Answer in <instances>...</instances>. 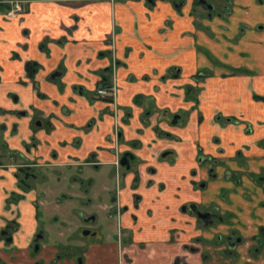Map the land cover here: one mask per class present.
Returning a JSON list of instances; mask_svg holds the SVG:
<instances>
[{
  "label": "crops",
  "instance_id": "crops-1",
  "mask_svg": "<svg viewBox=\"0 0 264 264\" xmlns=\"http://www.w3.org/2000/svg\"><path fill=\"white\" fill-rule=\"evenodd\" d=\"M22 1L28 12L12 20L0 7V145L39 164L45 179L9 207L17 179L0 166V232L19 223L9 264H32L29 250L42 222L49 238L43 250H50L76 244L82 200L110 208L116 148L135 156L140 178L134 189L129 173L119 193L132 238V261L122 264H264V245L253 251L264 228V101L256 98H264V0H234L229 18L203 20L202 28L190 6L179 13L167 2ZM112 35L121 64L116 106L94 93L110 65ZM201 73L207 77L195 82ZM200 152L219 162L213 176ZM191 204L219 207L229 221L207 226L182 211ZM112 221L102 240L88 244L86 264H119ZM233 230L245 240L221 261L209 244Z\"/></svg>",
  "mask_w": 264,
  "mask_h": 264
},
{
  "label": "flooded vegetation",
  "instance_id": "flooded-vegetation-1",
  "mask_svg": "<svg viewBox=\"0 0 264 264\" xmlns=\"http://www.w3.org/2000/svg\"><path fill=\"white\" fill-rule=\"evenodd\" d=\"M114 1V0H111ZM146 4L148 5H155L157 2H167L170 3L173 8L177 12H181L185 6H190V16L193 17L196 21L195 26L197 27H203L202 22L206 19H213L214 17L219 18H229L232 15V6L234 0H144ZM0 7H4V9H7L4 13V18L6 20H12L17 17H20L24 14H26L28 11L25 8V4L22 0H9L6 2H0ZM109 59H110V65L108 68L104 71L105 75L101 77V80L98 82L96 88H95V97L98 100H103L111 105L117 104L118 94H119V85H118V70L120 68V62L117 58L116 54V44L114 35H112L109 39ZM32 63H29L27 66V71L29 75L32 76V73L34 72V66H32ZM235 74H239L238 72H234ZM207 77V74L201 73L198 74L194 80L195 82H199ZM104 87L106 89L115 88L116 95L115 96H100L98 94V88ZM187 90H193L192 86H188ZM191 92V91H190ZM119 109L117 108L115 111V114L113 115L116 122V127L118 130L119 125V119L117 111ZM180 119V116H174L172 119L173 124H177L178 120ZM231 122L240 125L241 122L238 120H232ZM42 123L35 122L33 125V128H36V126H41ZM115 133L117 142H120L119 138V132ZM246 130L248 133L252 132L251 125H248L246 127ZM0 166H4L5 168L14 169L15 172V178L17 179V191L10 194L9 199L7 200L8 206L17 205L23 200H25L26 195L30 193L36 186L37 182L44 180L45 176H43L41 169L39 168V164L36 162H30L25 161L23 156L17 152L14 151H7L5 150L4 146L0 145ZM115 154L117 155V161L115 163L116 167V176H117V184L118 188L116 193L112 194L111 196V205L108 206L110 208L105 207L106 204L101 205H95L90 200H82L80 205L81 209L77 211L78 217H80L81 220L80 223L75 228L72 238L75 239L76 244H70L67 246H64L63 244H57L53 247V249L50 250H43V241L49 240V238L46 236L43 222L41 223V227L37 234L35 235L34 239L32 240L33 244L31 245L30 252V261L32 264H59V263H73V264H86L87 261V254L90 252V247L88 244H90L91 241L100 239L102 240L103 237L107 234L108 226L112 227L113 218L116 220L117 224V230H118V242H119V258L117 262L119 264H122V262H131L132 258L129 253H131V250H127L126 248L131 244L132 238L131 236H127V232L129 231L125 227V216L129 214V206L123 205L121 202L120 197V190L122 189V183L125 180V177L129 173L135 174V180L133 183V188L136 189L138 182L140 180L139 178V171L134 166V163L136 162L135 156L133 154L125 153L122 154L119 148L115 149ZM169 155V152H166L162 155L163 158H166ZM13 159H17L16 163H11ZM199 162L201 165H205L207 163L212 165V168L210 169V175L213 176V172L216 169V164L219 163L216 158H213L212 156H206L203 155L201 152L199 153ZM39 165V166H38ZM237 176L234 172L227 171V180H230L234 184L238 181L235 179ZM262 178H258V182L260 183ZM203 185V183L199 184V186ZM205 185V183H204ZM90 189V183H87L84 185V192L87 193ZM140 196L134 195L132 202L133 207L138 208ZM102 199V198H101ZM8 207V208H9ZM104 210H107L108 213L103 212ZM183 212H188L193 214L197 217L199 221L204 222L209 226V224H215L217 222L219 223H228L227 217L230 215L223 216L221 215L220 208L219 207H212L210 210L199 208L195 204L187 205L182 208ZM74 213V212H73ZM105 213V217H102ZM103 218L105 220H103ZM137 219L136 215L132 214V220L135 222ZM229 221V220H228ZM206 226V227H207ZM249 227V226H248ZM246 227V228H248ZM19 229V223L17 221L10 222L7 224L0 232V243L3 244V248L0 249V264H9V262H12V258L10 254H8L7 247H9L11 244L14 243V236L15 233ZM244 237L239 234L237 230H233L230 232L228 236H222L218 235L215 238V242L212 244H209L212 249L215 250V253L219 254V258L222 261V258H225L226 254L233 253L235 248H239L243 245ZM255 242L257 244V247L254 248V252L256 250H261L264 245V228H262L256 236ZM207 244L204 245V247L209 246ZM220 248H228V250L224 251V253H221ZM192 251L197 250L196 247H193L191 249ZM126 252V253H125ZM146 252L143 251V253ZM8 257L9 261H7L4 257ZM204 257H206L204 255ZM240 259V257L238 258ZM178 262L180 261L177 260ZM14 262V261H13ZM237 262H240L237 260Z\"/></svg>",
  "mask_w": 264,
  "mask_h": 264
},
{
  "label": "built area",
  "instance_id": "built-area-1",
  "mask_svg": "<svg viewBox=\"0 0 264 264\" xmlns=\"http://www.w3.org/2000/svg\"><path fill=\"white\" fill-rule=\"evenodd\" d=\"M98 94L100 95V96H115L116 95V90H115V88H111V89H106V88H104V87H99L98 88Z\"/></svg>",
  "mask_w": 264,
  "mask_h": 264
},
{
  "label": "rangeland",
  "instance_id": "rangeland-1",
  "mask_svg": "<svg viewBox=\"0 0 264 264\" xmlns=\"http://www.w3.org/2000/svg\"><path fill=\"white\" fill-rule=\"evenodd\" d=\"M11 163H16L17 159H13L12 161H10Z\"/></svg>",
  "mask_w": 264,
  "mask_h": 264
},
{
  "label": "trees",
  "instance_id": "trees-1",
  "mask_svg": "<svg viewBox=\"0 0 264 264\" xmlns=\"http://www.w3.org/2000/svg\"><path fill=\"white\" fill-rule=\"evenodd\" d=\"M257 99H260V100H262V101H264V98H260V97H256Z\"/></svg>",
  "mask_w": 264,
  "mask_h": 264
}]
</instances>
